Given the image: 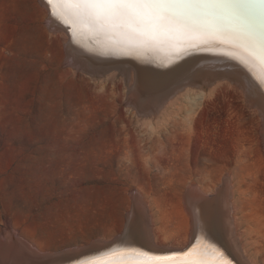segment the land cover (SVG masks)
<instances>
[{
  "label": "rangeland",
  "instance_id": "374dc122",
  "mask_svg": "<svg viewBox=\"0 0 264 264\" xmlns=\"http://www.w3.org/2000/svg\"><path fill=\"white\" fill-rule=\"evenodd\" d=\"M44 1L0 0V263L18 264L5 254L13 240L31 242L48 255L74 250L78 258L64 264H98L137 252L155 256L154 243L180 248L192 233L181 205L189 186L209 189L229 177L237 190L242 257L264 264V148L256 120L247 116L254 106L240 91L243 75L259 80L260 93L258 66L211 58L231 64L205 67L167 93L174 76L169 84L155 82L129 65L127 71L97 63L83 55L87 51L59 41L65 23L52 15L54 5L45 14ZM68 47L77 58L111 66L88 69L68 55ZM168 52L145 55L158 69L168 65ZM145 78L152 85L137 83ZM140 92L149 97L143 101L149 112L133 106ZM193 95L199 107L188 113ZM172 99L177 101L170 106ZM178 125L186 129L185 140L172 144L169 132ZM159 149H166L162 160L156 158ZM138 193L150 217L136 211ZM196 229L193 241L204 233Z\"/></svg>",
  "mask_w": 264,
  "mask_h": 264
},
{
  "label": "bare ground",
  "instance_id": "6f19581e",
  "mask_svg": "<svg viewBox=\"0 0 264 264\" xmlns=\"http://www.w3.org/2000/svg\"><path fill=\"white\" fill-rule=\"evenodd\" d=\"M44 2H45V5L48 7V10L45 11V14L48 16L50 11L52 12V7H49L46 4V0ZM65 7H66V9H69L71 12V13L67 12V14L72 15V9L67 5ZM54 10H55V12H60V11L63 12L62 19H63L65 26H66L65 28L61 26L62 31H63L65 36L63 38L59 37L58 38L59 41L64 40L67 43V45H70V46H71L70 41L74 42L76 44V46L82 52H83V50H85V52L87 51L89 54L105 55L106 53H109L107 55H110V50L112 48V40L114 39L113 37L106 36L103 34H98L95 32H94V35L98 34V36H94L91 34L92 32L90 30H88L87 28H84V27H77L74 31L73 25H72V20L69 17H68V19H70V20L67 19L66 15L62 9V6L58 3H54ZM71 15H69V16H71ZM70 27H72V28H70ZM49 29H51V26L49 27ZM53 30L59 31L57 26H55ZM90 35H92V36H90ZM94 37H96V38H94ZM94 39H96L95 40L96 42L94 41ZM93 44H96V45L93 46ZM66 48H67V46H66ZM163 49H166V50L168 49V51H169L168 55H167V58H168V65L167 66L177 64L179 62V60H182V58L187 56V55L193 56V55H197L200 52L202 54H205L207 52V53H209V55H212L211 57L214 56L213 58L224 57V58H228L230 60L235 59V60L245 64L246 67H250L252 63H255L258 66V70L260 69V71H261L262 77L261 76L260 77L263 80V85H264V65H261L260 62L255 57L251 56L250 53L248 51H246L244 48H242V47H240V46H238V45H236L230 41L222 40L220 37H217V36H206V37L181 36V37H175L174 39H170V40H168V41H166L160 45H157V46L140 47V48L136 49L135 51H133V53L130 55L129 54H120V55L112 54V55H116V56L121 57L123 59H129V60L135 59V60H137L136 65H134V67H133L135 73H140L141 75H144V74L150 75L152 77L151 79H153L155 82L157 79L158 80H166L163 83V84H166L167 82L172 80V76H175L176 74L180 73L181 70L186 68L184 66L187 63L184 64L183 66H180V67H178V65H176V67H175L176 69H173L171 71L166 70L163 72V74H161L160 73L161 71H159L157 68H155L157 66L155 64L154 59L148 58L149 56L146 57L147 55H145V53L147 52V50H149L151 52V54H154L155 56H157V54L160 53L161 50H163ZM66 51H68V55H71V57L77 56V53L73 49L71 52L69 50V47H68V50H66ZM221 52H224V53L228 54L229 56H225ZM96 57L102 58L99 55H96ZM97 60H101V59H97ZM76 61L81 63V65L84 67L85 66L89 67L88 69L98 68L100 66H106V67L111 66L109 64H107V65L96 64V62H90L83 57L77 58ZM143 63L148 64V65H153L155 67L139 66L140 64H143ZM114 65H117V64H114ZM119 65L122 69H126L128 71V66H127L128 64H119ZM254 68H255V66H254ZM255 69H257V67ZM136 70H137V72H136ZM252 74H253V71H252ZM162 78H164V79H162ZM247 78L242 75V80H241L242 81V87L240 86V91L242 93V96H245L247 98V100H250L251 102H249V103H251L252 106H254L255 111L248 112L247 116L251 119L256 120L258 129H259L258 130V132H259L258 133V140L260 141V144L264 148V86L263 87L259 86L261 90L259 89L260 93H258V91L256 89H258V84L260 83V82L258 83L259 80H257L254 77H251L250 82H248ZM140 81H141V85L143 87H147L146 85H149V84L152 85V83H149V80L146 78L144 80L141 79ZM158 82L159 81H157V83ZM170 84H172V83H170ZM166 86H168V85H166ZM171 90L172 89L169 88L167 90V93L170 92ZM131 92H134L133 93L134 95H138V93L134 90H132ZM158 93H160V92H158ZM167 93H165V94H167ZM198 93L196 94V96L198 95ZM146 96H147V94L144 95V93L142 94V92H140L141 100H139L138 102H136L134 100V102H133V106L136 107L138 113H142L141 111H143V112L148 111L149 112V110H150V109L145 110V109H147V106H149V105H145L143 103V101L148 102L147 99L149 97L146 98ZM193 96H192V100L194 101L193 104H191L186 109L188 113L190 111L198 110V109H196L195 106H197L200 103L199 102L200 100L196 99L195 96L193 98ZM198 96L201 97L200 93ZM143 97H145L146 99ZM152 97H153V95H152ZM154 97L156 98V95ZM176 101H177V99L168 100L167 104L170 103L169 105L173 106ZM156 103H158V102H155L153 104L155 105ZM203 103L204 102H202V104ZM165 104H166V102H165ZM154 105H153V107H154ZM156 105H155V107H156ZM160 106H162V105H160ZM160 106H158V108ZM155 107H154V110H155ZM197 107H199V106H197ZM172 109H174V108H172ZM154 110H152V111H154ZM157 111H158V109L156 110V112ZM154 113H155V111H154ZM150 115H152V114H150ZM182 129L183 128L180 125H178V127H176L175 129H171L172 131L169 132L171 135L169 134L168 137H169L170 141L172 142V144L175 141H177L176 139L180 140L181 138L184 137ZM183 130L185 131L186 129H183ZM183 140H185V139L183 138ZM158 152H159V154L156 158L157 159H161V158L164 159L166 156V154L164 153V152H166V149H159ZM165 160H167V159H165ZM157 162H159V160ZM228 178L223 180L222 185L221 184L215 185L209 189L200 188V186L198 187L197 184H192L189 186V188H188L189 191H188L187 195L183 197V204H181V205L183 206L182 209H183V213L185 215V218L187 217L188 218L187 220H189L188 223L190 222V224L192 225V233L188 234V237H189L188 240L184 241V243H182V246L180 248H177V246H176L175 247L176 249L168 248L167 246L161 245L160 243H156V244L155 243L154 244L149 243L153 247L157 248L156 252L158 253V255H155V256H161L164 254L167 256H174L177 260L186 261V262H189V264H226L227 261H230L231 264H247L246 261L244 260V258L242 257V253L239 249V244L240 243L242 244L243 242H242L241 233L239 231L240 223L238 222L239 220L237 218V215H238L237 211H239L238 210L239 205H238V202L236 199V193H237L236 191L237 190H235V188H234V184H233L232 179L231 178L228 179ZM207 192L208 193L212 192V196L206 195L205 193H207ZM237 196H239V195H237ZM143 197H144V195H142L140 193L137 194L135 199H137L139 205L137 206L136 211L137 212L139 211L140 214L143 215V217H146V214H148V216L150 217V210H148L149 207H147L148 204L146 206V203H145L147 201ZM202 220L206 221V225H205V223L204 224L202 223L205 226L201 227L200 224H201ZM187 225H189V224H187ZM197 227L202 228V229H200V231L202 230V231H204V233L202 232L203 234L200 236H197V239H195L193 241L192 239H193L194 235L197 234L196 231L198 230V232H199V229H196ZM241 229H242V227H241ZM188 231H189V229H188ZM193 231H194V233H193ZM154 234H155V236L157 235V233H154ZM14 238H15V236H14ZM12 240H13V238H12ZM146 240H149V238ZM197 241L200 243H196ZM201 242H204V244H201ZM217 243H219V244H217ZM128 244H134V243L131 242ZM2 245H3V243H2ZM24 245H26L27 248L29 247L30 249H32L33 254L29 252L31 250L27 251L24 248ZM116 246L117 245H114L113 247H111V246L105 247L103 249H99L97 251L91 252V253H89V255L92 253H98V252L100 253L103 251H108V250L113 249ZM187 248H188V250L185 253L171 254L172 252L183 251ZM1 250H0V252H2ZM101 250H103V251H101ZM144 250H146V249H144ZM148 251H150V250H148ZM243 251H244V249H243ZM5 254H10L9 255L10 257L12 256L13 258H16L15 261L18 262V264L19 263L21 264V262H23V261H25L26 264H45V263H47V262H45L47 260H44V258L46 256H49L48 254L42 253L39 249L37 250V248L35 247V245L33 243L27 242L25 240H18V241L13 240V242L10 243V246H8V248H6ZM13 254H15V255H13ZM86 255H88V254H86ZM4 256H6V255H4ZM83 256H85V255H83ZM155 256L150 255L149 257H143L140 255V253L137 252L136 254L133 253V255H131V256H126V257L121 256V257H118L115 259L112 257L111 260H108L104 263H98V264H148V262L151 260V258L155 257ZM77 258L78 257H76V256L73 258L69 257V258H66L64 260L58 261L56 264L68 263V262L73 261ZM8 259L10 260V258H8ZM7 263H8V261H7ZM3 264H5V263H3Z\"/></svg>",
  "mask_w": 264,
  "mask_h": 264
},
{
  "label": "snow or ice",
  "instance_id": "6c2138e0",
  "mask_svg": "<svg viewBox=\"0 0 264 264\" xmlns=\"http://www.w3.org/2000/svg\"><path fill=\"white\" fill-rule=\"evenodd\" d=\"M54 3L72 9L74 31L84 27L113 37L110 54L130 55L175 37L217 36L264 65V0H46L49 7ZM52 15L60 18L63 12ZM148 264L189 262L155 256Z\"/></svg>",
  "mask_w": 264,
  "mask_h": 264
},
{
  "label": "water",
  "instance_id": "95a60500",
  "mask_svg": "<svg viewBox=\"0 0 264 264\" xmlns=\"http://www.w3.org/2000/svg\"><path fill=\"white\" fill-rule=\"evenodd\" d=\"M70 28H72V27H70ZM70 43L72 46L73 45L76 46V44L74 42L70 41ZM80 52H81V50H80ZM80 52L78 54H80ZM81 54H83V53L81 52ZM83 55L86 56L87 58L93 59V61H96L97 63L102 62V61H104V62L109 61L110 63H114L117 65L128 64L131 68L134 67L133 65H135L137 62V60H135V59H132L133 60L132 61L129 59H123L121 57H118V56L112 55V54H110V55H107V54H105V55H102V54L93 55V54L88 53V54H83ZM96 55H99L102 58L96 57ZM211 56L212 55H209V53H207V52L205 54H202L200 52L197 55H193V56L187 55V56L183 57L182 60H179V62L175 65H169L166 67H159L158 69H160V71H162V72L166 71V70L171 71L173 69H176L175 68L176 65H178V67H180V66H183L184 64L187 63L184 66V67H186V69H184L182 72L178 73V76H174V80H175L174 82L175 83L170 84V87H169L170 89L173 90L174 88L178 87L181 83H183L185 80H187L188 78L190 79V77L194 76V74L196 72L204 70L205 67H214V69H216V70L217 69L221 70V69H225V68L229 67L228 65L231 64V62H228L227 60H223V59H219V58L216 61H213V60H211V58H213L214 56L213 57H211ZM97 59H101L102 61H99ZM139 66L155 67L153 65H148L145 63L140 64ZM155 68H157V67H155ZM207 69H210V68H207ZM185 73H187V76H185ZM180 76H182V77L179 79ZM137 83H139V85L141 84L139 80L137 81ZM169 83H171V82H169ZM169 83L167 82V84H169ZM159 87H162V86L161 85L158 86L154 91L160 92ZM149 92H151V91H149ZM187 250L188 249H185L183 251H175V252H172L171 254H182V253H185ZM73 253H74V250L73 251L65 250V251H60L57 253H50L49 256H46L44 258V260H48V261L51 260V263H53V262L56 263V261L58 262L60 260H64V259L69 258V257L72 258L74 256Z\"/></svg>",
  "mask_w": 264,
  "mask_h": 264
}]
</instances>
